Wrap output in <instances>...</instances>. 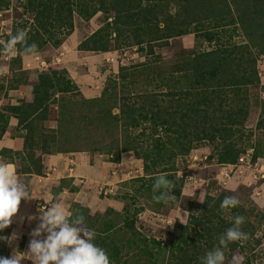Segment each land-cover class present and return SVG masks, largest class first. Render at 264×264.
I'll return each mask as SVG.
<instances>
[{
    "label": "trees",
    "instance_id": "1",
    "mask_svg": "<svg viewBox=\"0 0 264 264\" xmlns=\"http://www.w3.org/2000/svg\"><path fill=\"white\" fill-rule=\"evenodd\" d=\"M14 1H21L32 17L27 43H35L38 51L49 43L53 47L62 44L74 31V13L85 21L103 13L104 24L77 47L96 53L136 46L154 54L155 46L169 45L172 38L204 29L203 19L213 22L217 30L203 34L207 41L216 42L211 50L189 56L169 72L149 62L137 69L123 66L117 76L107 78L94 98L82 94L66 69L50 68L36 80H29L20 70L7 81L5 91L32 86V92L16 103L2 102L0 140L14 118L22 143L20 149L2 147L0 157L3 163L14 164L18 175L31 177L45 175V156L84 152L107 155L109 162L119 163L122 154L132 152L141 160L143 176L129 180L137 186L133 194L119 197L127 201L120 210L110 206L103 212H91L79 203L71 204L70 212L84 215L87 228L95 232L94 243L106 250L111 264H201L200 258L218 246L220 235L237 215L245 217L241 229L249 239L229 243L224 264H231L234 255L250 264L248 253L264 238L255 235V223H261L264 214L241 202L235 208L221 209L222 200L235 196L234 192L207 193L205 203L190 212L185 225L176 222L165 242L136 226L138 215L145 210L137 197L147 193L154 208H162L163 202L153 200L152 186L157 175L167 173L175 184L172 194L178 199L184 180L175 174L176 159L188 155L200 142L213 141L216 160L224 165L236 164L249 148H253V159L264 157V99L257 102L260 113L254 130L236 137L246 129L250 94L264 89L257 66L258 56L264 54V0H226L225 8L217 5L207 14L196 9L199 0H0V13ZM182 1L183 15L163 10L165 2L166 7L172 3L179 9ZM236 23L246 44H221L218 29L230 25L237 29ZM16 51L14 61L21 62V44H16ZM141 82L148 84L137 89ZM153 82L170 90L169 105L148 89ZM71 183V178L60 179L52 189L53 202L63 189L79 190ZM11 228L3 231L10 236ZM122 232L130 234L118 245Z\"/></svg>",
    "mask_w": 264,
    "mask_h": 264
},
{
    "label": "rangeland",
    "instance_id": "2",
    "mask_svg": "<svg viewBox=\"0 0 264 264\" xmlns=\"http://www.w3.org/2000/svg\"><path fill=\"white\" fill-rule=\"evenodd\" d=\"M165 3L163 4L165 12L168 10L171 13L179 11L180 15L185 13L184 1L180 3L179 9L174 7L172 3L166 7ZM226 3V0H199L196 9L207 14L206 12L211 11L217 5L225 8ZM228 17L230 18V16ZM104 22V15L101 11L97 12L89 21L81 19L74 13V31L64 39L60 46L53 47L52 43H49L41 51H38L36 55L24 54L22 61L18 60L16 62L14 61L17 58L16 45L14 50H6L4 44L18 30L27 31L30 29L32 27V17L25 11L21 1H14L9 8L0 13V106L2 102L16 103L18 99L31 94L32 86H23L17 90L5 91L7 81L18 74L20 70H24L23 72L29 80H36L40 72L47 71L50 68L66 69L68 76L77 84L82 94L87 98H94L100 95L107 78L109 76H117L123 66L137 69L149 62L159 65L163 72H169L189 56L199 51L211 50L216 46L215 41H207L204 35L206 32H213L217 29L213 27V22L203 19L204 29L200 31L192 30L189 34L172 38L169 40V45L155 46L154 54H150L146 50L142 52L136 46L112 49L105 53L79 51L77 48L79 43L101 27ZM234 26L230 25L225 29H218L221 44H225V46H229L234 42L246 44L239 24L236 23L237 29ZM257 66L261 86H264V54L258 56ZM146 84L148 83L142 84L141 82L136 88L140 89L145 87ZM155 84L153 82V84L148 85V89H153L156 93H159L160 97L164 99V105H169L170 100L173 98L169 94L170 90L166 86L159 88ZM250 96L251 105L245 122L246 129L237 133L236 137L241 134L245 137L248 131L254 130L260 113V106L257 102L264 99V89L252 92ZM51 125L54 124L51 123ZM212 142H200L182 159L177 157V171L175 174L177 178H183L184 185L181 196L178 199L176 197L175 202L164 203V206L157 211L146 198L147 193L138 194V205H144L146 210L138 215L136 226L147 236L155 237L162 242L167 241L169 234L174 231L175 223H182L177 219L173 225L168 224L183 215L185 211L188 213L194 212L197 205L200 204L198 198L202 191L205 196L207 193L218 194L223 190L234 192L235 196L241 203L245 204L247 209L255 208L264 214V157L252 159L253 163L258 162L256 169L249 167L246 160H238L236 164H220L216 160L215 145ZM21 143L22 139L15 131V128L10 127L2 140H0V149L2 147L20 149ZM130 153L126 160L127 164L123 168L122 173H120L121 179L114 187V192H109L111 185H104L101 190V199L110 203L108 207L114 206L117 210L127 204V201L119 197L133 194L134 186H137L135 183L131 184L129 180L143 176V174L139 173H128L127 169L130 166L131 168H138L139 161L141 162V160L136 159L132 155V152ZM90 156L91 160L101 158L104 162L111 163L107 155L93 154ZM135 159L136 162L134 163L132 160ZM0 163H3L1 157ZM126 171L128 174H125ZM106 191L107 193H104ZM109 217L118 220L115 215ZM251 220H254V216L251 217ZM255 220H258V217ZM187 221L188 217L186 223ZM255 224L256 237H262L264 235V220ZM129 234L130 232H122L118 245L123 244ZM5 236L9 235L6 231H3L0 237ZM262 239V243L255 244V242L251 252L248 253L250 264H264V238ZM1 251L0 258H11L9 244L2 239H0Z\"/></svg>",
    "mask_w": 264,
    "mask_h": 264
},
{
    "label": "clouds",
    "instance_id": "3",
    "mask_svg": "<svg viewBox=\"0 0 264 264\" xmlns=\"http://www.w3.org/2000/svg\"><path fill=\"white\" fill-rule=\"evenodd\" d=\"M18 43L22 45L25 55L37 54V45L27 43L25 30H18L15 35L10 36L4 47L6 50H14ZM174 188L175 184L168 178L167 173L157 175L152 186L153 200L165 204L175 202L176 197L172 194ZM204 197L205 193L202 191L198 198L200 203H205ZM33 199L44 200L46 204L39 207L41 214L38 217H27L29 222L36 219L40 221L30 232L32 239L29 241L28 251L14 249L11 258H0V264H21V261L27 257H31L35 264H111L106 250L94 243L95 232L87 228L83 214L73 216L59 200L49 204L44 195L38 197L31 191L28 184L16 175L10 164L0 163V231L12 224L22 200ZM239 204L237 197L226 196L220 208L228 210ZM208 206L211 207V205ZM189 214L185 211L168 225H173L177 219L185 225ZM232 219V226L220 235L218 246L200 258L201 264H224V250L228 244L243 243L249 239V234L241 229L245 223V217L237 215ZM36 237H42V239L37 240ZM0 239L11 245L18 239V234L13 232L12 235L0 237ZM243 260L242 256L234 255L231 264H243Z\"/></svg>",
    "mask_w": 264,
    "mask_h": 264
},
{
    "label": "crops",
    "instance_id": "4",
    "mask_svg": "<svg viewBox=\"0 0 264 264\" xmlns=\"http://www.w3.org/2000/svg\"><path fill=\"white\" fill-rule=\"evenodd\" d=\"M17 120L12 118L10 120V127L15 128ZM128 154H122L119 163L104 162L101 158L91 160L88 153H70L57 154L53 156L44 157L45 175H32L31 177L25 175H18L14 164L8 163L13 167V171L21 177L25 183L28 184L31 191L36 196L44 195L49 204L53 203V187L59 185L60 179L71 178V185L79 187L77 192H70L68 189H63L57 196L58 200L64 204L66 210L71 211L72 203H79L82 206L88 207L91 212L104 211L109 202L101 199V190L104 185H111L109 192H114V187L120 177L123 168L127 164ZM134 163L135 160H132ZM139 166L141 163L139 161ZM133 168V167H132ZM131 166L127 169H132ZM127 171L125 174H128ZM104 193H107L104 192ZM106 200V199H105ZM44 200L33 199L31 201H21L18 214L13 218L11 233L16 232L18 239L9 245L11 255L14 249H19L22 252L28 251L29 241L32 239L30 232L40 223L38 219L29 222L28 216H39V207L45 205ZM146 210V209H145ZM145 210L141 213H144ZM140 213V214H141ZM37 240L42 237H36ZM21 264H35L31 257L22 260Z\"/></svg>",
    "mask_w": 264,
    "mask_h": 264
},
{
    "label": "built area",
    "instance_id": "5",
    "mask_svg": "<svg viewBox=\"0 0 264 264\" xmlns=\"http://www.w3.org/2000/svg\"><path fill=\"white\" fill-rule=\"evenodd\" d=\"M253 153H254L253 148L248 149V150H246V152L243 155L240 156L239 160H241V161L246 160L249 167H253L254 169H256L258 166V162L257 161L255 163L252 162ZM129 172H130V174H133V173L143 174V168L142 167L132 168V169H130Z\"/></svg>",
    "mask_w": 264,
    "mask_h": 264
}]
</instances>
